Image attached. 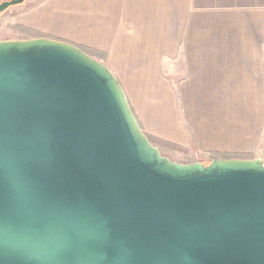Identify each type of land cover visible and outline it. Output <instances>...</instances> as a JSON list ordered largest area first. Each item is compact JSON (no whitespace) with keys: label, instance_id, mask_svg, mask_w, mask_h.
Here are the masks:
<instances>
[{"label":"water","instance_id":"obj_1","mask_svg":"<svg viewBox=\"0 0 264 264\" xmlns=\"http://www.w3.org/2000/svg\"><path fill=\"white\" fill-rule=\"evenodd\" d=\"M0 264H264V154L173 161L105 63L0 40Z\"/></svg>","mask_w":264,"mask_h":264},{"label":"crops","instance_id":"obj_2","mask_svg":"<svg viewBox=\"0 0 264 264\" xmlns=\"http://www.w3.org/2000/svg\"><path fill=\"white\" fill-rule=\"evenodd\" d=\"M11 9L14 38L65 41L105 63L156 146L189 163L263 157L264 0H26Z\"/></svg>","mask_w":264,"mask_h":264},{"label":"rangeland","instance_id":"obj_3","mask_svg":"<svg viewBox=\"0 0 264 264\" xmlns=\"http://www.w3.org/2000/svg\"><path fill=\"white\" fill-rule=\"evenodd\" d=\"M12 7L8 8L6 11H4L0 15V40L16 39L14 37H16L18 33L17 31L19 30V28L15 27L13 21H11V19L13 20L14 18L13 13L11 12L15 10V9H11ZM154 141L155 143H157L162 154L169 157L171 160L179 162V163H189L192 160L191 158H186L182 156L183 154L180 152V149L172 145H169L166 142H159L157 140H154Z\"/></svg>","mask_w":264,"mask_h":264}]
</instances>
